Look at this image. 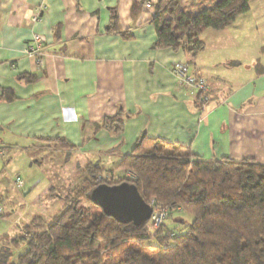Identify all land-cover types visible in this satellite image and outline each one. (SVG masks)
<instances>
[{"label":"crops","instance_id":"crops-1","mask_svg":"<svg viewBox=\"0 0 264 264\" xmlns=\"http://www.w3.org/2000/svg\"><path fill=\"white\" fill-rule=\"evenodd\" d=\"M158 1L0 0V249L37 217L45 220V211L53 208L49 205L58 203L60 210L64 204L51 181L44 186L41 181L33 186L24 181L19 192L15 176L24 179L18 167L10 166L12 156L28 155L31 166L49 162L54 170L69 171L66 194L83 183L88 167L109 171L119 165L142 133L190 146L207 161L252 159L264 164V46L249 78L213 73L217 62L212 63L210 55V63L205 58L211 49L207 38L214 47L218 40L217 52L228 57L221 38L225 32L241 33L249 24L252 0L250 11L231 27L201 35L206 50L191 74L204 77L210 89V102L202 110L172 72L175 63H188L189 57L182 50L154 46V10L143 3ZM218 1H200V8L202 3L193 0L191 12ZM254 1L264 8L263 0ZM35 36L43 39V47L31 57L27 47ZM235 38L239 45L228 49L247 47L248 36ZM27 76L34 78L26 80ZM119 112L125 122L121 135L99 128ZM58 138L75 149L46 148L44 139ZM14 188L21 203L15 202ZM25 250L20 247L13 260Z\"/></svg>","mask_w":264,"mask_h":264},{"label":"trees","instance_id":"trees-1","mask_svg":"<svg viewBox=\"0 0 264 264\" xmlns=\"http://www.w3.org/2000/svg\"><path fill=\"white\" fill-rule=\"evenodd\" d=\"M188 1L159 0L151 24L155 48L182 50L191 70L206 50L203 32L231 27L250 11L251 0H219L196 14L186 11ZM194 102L202 110L200 98ZM99 128L121 135L124 114L105 119ZM44 142L50 149H75L59 138ZM116 170L126 176L99 182L105 170L88 167L86 179L63 198L62 209L49 222L34 219L0 249V264H264V164L252 159L207 161L190 146L142 133L133 151L110 171ZM123 183L136 186L148 205L154 201V209L167 208L168 217L190 214L192 223L185 232L168 230L164 223L151 234L150 221L123 225L107 217L91 194L101 185ZM20 247L26 250L14 261Z\"/></svg>","mask_w":264,"mask_h":264},{"label":"rangeland","instance_id":"rangeland-1","mask_svg":"<svg viewBox=\"0 0 264 264\" xmlns=\"http://www.w3.org/2000/svg\"><path fill=\"white\" fill-rule=\"evenodd\" d=\"M191 1H193V0H189L188 3L186 4V11L188 13L193 14V12H191L192 11ZM198 1L200 2V1H204V0H198ZM200 3H202V4H200L201 6L199 5V7L201 8L203 6V2H200ZM250 4H251V1H250ZM252 5H253V11H254L253 15L254 16L248 20L249 24L247 26H245L243 31L241 33L238 31L236 33L225 32L221 38L222 42L224 43V45H222V47L224 48V51L226 53L225 55L228 57H224L217 52L218 49H217L216 45L218 44V40H215V47H214V44L212 43V41H210V39L207 38V40H208L207 42L209 44H211V49L208 52L209 54H207V56H205V58L207 59L206 61L208 63H210V61H208V59L210 58L209 57V55H210L212 57V60H213L212 63L217 62L216 66L212 67L213 73L218 72V73L222 74L223 76H224V74L227 76H229L230 74L231 75L234 74L235 76L237 75L239 77H244V78H249V76H251V74L254 73L255 59L260 57L258 50L261 46H264V8H262L260 5L257 6L254 0H252ZM254 27H258V30L254 31V29H253ZM213 31H215V30H213ZM248 31H249V33H248ZM247 33H248V35H247ZM236 36H243V37L248 36L249 39H248V43L246 44L247 45L246 48L240 50V48H242V47L238 46L239 48H237V49H234V48L228 49L229 48L228 45H230V44H231V46H233L235 44L239 45L238 40L236 42H234L236 40V38H235ZM238 60H240V61H238ZM261 60H262V57H261ZM240 62L242 63V65L237 66L236 63L240 64ZM262 63L264 64V57H263ZM213 84H214V86H217V83L214 82ZM224 89H227V85L225 83H224ZM9 159L10 158H8V160ZM6 163L9 164V161H6ZM32 163L33 162L28 159V155L22 156V157H13L12 156L10 166L12 165V166L18 167V169H20L22 178L30 186H33L34 184H37L40 181H41V186H44L48 181L53 182L54 186L57 187L58 194L61 196L60 198L63 199L68 194V193L67 194L65 193V188L71 184L70 179L67 178L69 175V171H66L65 169H61V167L54 170L50 166L49 162H46L45 167H40L38 164H34V166H31ZM58 163H60V162H58ZM117 166L118 165L114 166V169L117 168ZM110 170L104 172L102 178L99 179V182L103 181V180H109V182H113L114 180L115 181L119 180L120 177H124V175L126 176V173L124 171L121 172V171L116 170V172L114 174ZM51 173L53 174V176L51 175ZM31 180H33V183H29V182H31ZM30 186L26 187L25 192L29 190ZM18 189H20V188H18ZM18 189L14 188L13 193H15V195L17 196V199L15 202L21 203L22 202V196L17 194V192H16ZM73 189H71V190H73ZM18 191L20 192V191H22V189H20ZM53 194H55V193L53 192ZM47 201H49V199ZM49 206H53V208H51L50 211L49 210L45 211V213H44L45 216L43 215V218L45 219L44 222H49L62 209L61 208L59 210V204L58 203L57 204L54 203V204L49 205ZM56 210H59V211L56 213ZM10 213H11V211H10ZM12 217L15 218L14 213H12ZM192 221H193V217L190 214H186V213L181 214L179 212H174L173 215L168 217L167 220L165 221V224H166L165 228L168 230L173 229V230H176L177 232H185L186 228L192 223ZM150 227L152 228L151 224H150ZM152 229L150 230L151 234H153V232H154V229L153 230ZM148 244L154 245L153 242L148 243ZM16 254L18 255V253H16Z\"/></svg>","mask_w":264,"mask_h":264},{"label":"water","instance_id":"water-1","mask_svg":"<svg viewBox=\"0 0 264 264\" xmlns=\"http://www.w3.org/2000/svg\"><path fill=\"white\" fill-rule=\"evenodd\" d=\"M91 201L107 217L120 224L140 226L150 221L153 209L141 197L138 189L129 183L101 185L91 194Z\"/></svg>","mask_w":264,"mask_h":264},{"label":"built area","instance_id":"built-area-1","mask_svg":"<svg viewBox=\"0 0 264 264\" xmlns=\"http://www.w3.org/2000/svg\"><path fill=\"white\" fill-rule=\"evenodd\" d=\"M145 9L154 10L153 4L145 3ZM38 17L34 18V21H37ZM43 47V39L39 36H35V40L32 45L27 47V54L31 57L37 56L40 54V51ZM172 72L175 77L183 84L187 91L189 97L192 99L200 98V102L203 104V108L207 106L210 102V89L207 83V80L202 76H195L191 74L190 67L187 63H175L172 66ZM129 177H133L132 173H129ZM15 184L18 188H22L25 185L24 180L20 177L15 176ZM153 209V214L150 219V224L153 229H159L167 220L169 210L165 209H154L155 202L152 201L150 205ZM1 214V209H0Z\"/></svg>","mask_w":264,"mask_h":264}]
</instances>
